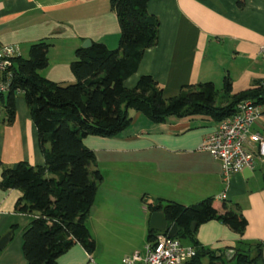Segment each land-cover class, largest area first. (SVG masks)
Returning a JSON list of instances; mask_svg holds the SVG:
<instances>
[{"label": "crops", "instance_id": "1", "mask_svg": "<svg viewBox=\"0 0 264 264\" xmlns=\"http://www.w3.org/2000/svg\"><path fill=\"white\" fill-rule=\"evenodd\" d=\"M244 2L240 8L238 0H149L148 12L160 21L158 41L145 51L126 88L133 89L143 76H151L166 98L208 82L223 94L225 77L232 80L234 95L264 85V0ZM120 33L111 0H0V44L13 47L16 58H28L33 44L46 42L49 64L40 74L59 85L76 82L71 64L86 40L116 49ZM15 110L14 121L8 122L0 104V182L3 171L20 162L45 165L24 95H16ZM128 113L132 122L117 136L83 140L96 154L94 169L103 175L87 221L97 249L90 255L75 244L58 264H123L148 243L151 214L144 200L192 206L207 198L220 212L224 203L238 207L248 226L239 234L222 221H209L196 231L198 247L220 253L215 264H237L236 256L227 263V251H252L260 244L264 262V160L255 154L252 176L242 172L226 182L221 162L200 150L219 123L204 116H171L154 123L135 110ZM263 130L264 112L253 127ZM23 195L19 189L0 188V239L13 234L0 249V264H27L24 234L34 216L16 211Z\"/></svg>", "mask_w": 264, "mask_h": 264}, {"label": "trees", "instance_id": "2", "mask_svg": "<svg viewBox=\"0 0 264 264\" xmlns=\"http://www.w3.org/2000/svg\"><path fill=\"white\" fill-rule=\"evenodd\" d=\"M149 0H111V8L120 22L118 48L109 49L102 43L89 48L79 47L77 59L71 64L76 78L74 84L59 85L48 81L40 72L48 67L46 42L30 47L29 57H15L10 71L13 75L9 93L0 94V104L7 110L8 122L15 119V98L18 90L24 95L32 119L38 129L44 166L26 162L3 171L0 188L19 189L23 197L16 211L34 216L24 234L23 252L27 264H58L60 256L75 244L88 254L97 249L87 221L96 201L103 175L95 170L97 159L85 146L88 136L110 138L127 129L132 118L130 109L142 113L154 123L168 117L204 116L216 123L232 117L237 106L251 99L264 107V85L239 94H232V80L225 77L223 94L214 83L186 87L174 98H166L164 90L151 76H143L133 89L125 81L136 73L146 50L155 46L160 30L159 19L148 12ZM238 6H245L238 0ZM207 198L198 204H182L156 200L144 204L152 215L162 212L169 226L177 224L175 238L187 239L197 248V256L188 264H203L209 256L211 263L220 260L210 250L199 248L195 234L199 226L222 221L233 231L243 234L248 226L240 209L226 203L223 212ZM196 224L192 231V224ZM159 232L150 229L148 242ZM237 264H257L262 260L261 245L251 250H235Z\"/></svg>", "mask_w": 264, "mask_h": 264}, {"label": "built area", "instance_id": "3", "mask_svg": "<svg viewBox=\"0 0 264 264\" xmlns=\"http://www.w3.org/2000/svg\"><path fill=\"white\" fill-rule=\"evenodd\" d=\"M264 58V44L260 47ZM16 57L13 47L0 44V94L11 90L13 75L10 71ZM21 93L20 90L17 91ZM263 116L261 108L251 99L241 102L237 112L218 124L217 129L202 143L200 150L206 151L222 164V175L229 182L235 174L245 169H254V155L264 160V134L253 131ZM256 146V151L252 149ZM197 248L186 245L168 233H158L153 242H148L144 252H135L125 258L123 264H188L197 256Z\"/></svg>", "mask_w": 264, "mask_h": 264}, {"label": "water", "instance_id": "4", "mask_svg": "<svg viewBox=\"0 0 264 264\" xmlns=\"http://www.w3.org/2000/svg\"><path fill=\"white\" fill-rule=\"evenodd\" d=\"M92 41L86 40L82 47L83 48H89L92 46ZM264 167V165H263ZM243 174L245 177H250L253 175V170L252 169H245L243 171ZM150 229L159 231V232H167L169 238H174L177 235L178 232V226L177 224H173L171 227L169 226V222L167 221L165 215L162 212H154L151 215L150 219ZM192 231H195L196 229V224L193 223L191 226ZM12 232H8L5 234L1 239H0V249H4L12 240ZM220 253L217 255V257H220ZM236 256V251L234 249H231L227 251L226 253V258L228 261H231L235 258ZM257 264H264L263 261H259Z\"/></svg>", "mask_w": 264, "mask_h": 264}, {"label": "rangeland", "instance_id": "5", "mask_svg": "<svg viewBox=\"0 0 264 264\" xmlns=\"http://www.w3.org/2000/svg\"><path fill=\"white\" fill-rule=\"evenodd\" d=\"M218 89V91H220V93H221V89L220 88H217ZM220 95H222V94H220ZM169 99V98H168ZM261 111H263L264 112V107H261ZM133 112V111H132ZM131 112V113H132ZM260 133H262V134H264V130L263 131H260ZM181 240V239H180ZM184 244H186V245H191V242L189 241V240H187V239H182L181 240ZM217 255H218V253L216 254V257H217ZM207 258V259H206ZM226 259V261H227V263L229 262L228 261V259L227 258H225ZM210 261H211V259L209 260V258L208 257H204L203 258V264H210ZM215 262L216 261H218V260H214Z\"/></svg>", "mask_w": 264, "mask_h": 264}]
</instances>
